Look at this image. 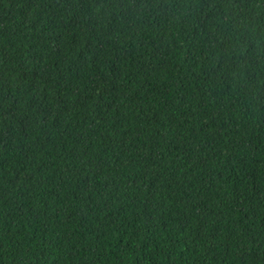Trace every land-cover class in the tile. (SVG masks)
<instances>
[{
	"label": "trees",
	"instance_id": "obj_1",
	"mask_svg": "<svg viewBox=\"0 0 264 264\" xmlns=\"http://www.w3.org/2000/svg\"><path fill=\"white\" fill-rule=\"evenodd\" d=\"M0 264H264V0H0Z\"/></svg>",
	"mask_w": 264,
	"mask_h": 264
}]
</instances>
